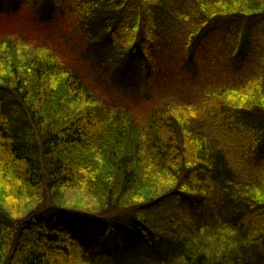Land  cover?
<instances>
[{"label": "trees", "instance_id": "16d2710c", "mask_svg": "<svg viewBox=\"0 0 264 264\" xmlns=\"http://www.w3.org/2000/svg\"><path fill=\"white\" fill-rule=\"evenodd\" d=\"M166 3L0 8V264H264V0H199L178 60ZM21 9L63 45L19 33ZM138 51L177 77L139 112L112 90Z\"/></svg>", "mask_w": 264, "mask_h": 264}, {"label": "rangeland", "instance_id": "374dc122", "mask_svg": "<svg viewBox=\"0 0 264 264\" xmlns=\"http://www.w3.org/2000/svg\"><path fill=\"white\" fill-rule=\"evenodd\" d=\"M166 10L164 11V18L160 20L159 18V24H162L161 26L164 27V30H159V35H161L164 39L163 41V48L162 52H160V55L163 54L165 56L164 58H167L165 54H168L169 51L170 54L175 59L177 58V51H178V43L180 41V35L181 33H184V25L182 24L181 18L185 12L188 14L192 10H197L200 6L199 0H166ZM16 7L15 0H2L0 1V8L3 10H6V8H13ZM11 17L14 18L13 24L15 26H19L17 28L18 32H22L21 34H24L31 38H36L37 40L40 39H48L51 38L53 41V44H58L60 47L63 44H59L57 41L53 39V32L51 30V34H49V31L42 28L41 25H33V23L30 22V20H27L25 17L24 9H21L20 11H17V13H12ZM162 18V17H161ZM48 19V18H47ZM216 27V26H215ZM1 28V27H0ZM213 28V27H212ZM211 28V29H212ZM17 32V33H18ZM217 34L213 32V30H207L205 34L203 35V38L201 41L206 42H212V40H216ZM170 49L167 51L166 48ZM202 52L207 51L206 44H203ZM105 49H100L96 53L97 59L102 60V57H106V51ZM201 52V53H202ZM156 58L153 57L152 54L143 55L140 51H138L132 61H128L127 64L119 68L116 72H113V80L114 85L112 90L118 92V95L121 94L122 100L126 101L130 107L136 111L142 110L144 102H146L147 98H150V96H155L156 99L161 100H172L168 97H171L174 95V90L176 89L173 87V85L167 86V80L169 78L177 79L175 73H170V75L166 78V81L163 77H160L161 75V67L158 63ZM105 62V61H104ZM102 62V64L104 63ZM98 66L101 67V64L96 62ZM155 69V70H154ZM184 86L186 88V82L182 81V85L177 86L180 90L184 89L181 88ZM117 88V89H116ZM189 90L190 89H185ZM174 91V92H173ZM173 92V93H172ZM117 95V96H118ZM158 100V101H159ZM227 160L231 159L232 156L228 152H226ZM234 164V162H233ZM236 173L233 175L236 179H241L242 176H245L244 166H240L237 168L234 165L233 169ZM84 230V237L87 238L90 242H95L97 240V237L94 233V228L91 227V225L85 224V226L82 227Z\"/></svg>", "mask_w": 264, "mask_h": 264}]
</instances>
